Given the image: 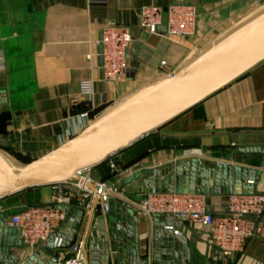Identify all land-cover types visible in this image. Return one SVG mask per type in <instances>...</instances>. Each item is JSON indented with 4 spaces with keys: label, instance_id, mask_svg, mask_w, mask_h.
Wrapping results in <instances>:
<instances>
[{
    "label": "crops",
    "instance_id": "1",
    "mask_svg": "<svg viewBox=\"0 0 264 264\" xmlns=\"http://www.w3.org/2000/svg\"><path fill=\"white\" fill-rule=\"evenodd\" d=\"M171 1L0 0V51L6 65L0 70V148L22 162L44 155L130 93L168 77L169 71L175 72L211 39L264 3L186 0L198 6L199 19L196 33L185 38H170L167 29L150 32L141 25L143 6L165 7ZM109 21L129 25L134 37L129 68L118 80L104 79L101 68L102 28ZM84 79H93L94 88L90 97L81 98ZM214 144L228 153L213 150ZM191 146L197 148L190 150ZM246 147H264V61L113 156L119 169H141L145 177L178 159L202 158L213 168L219 162L259 165L262 152L242 150ZM103 171L95 166L90 175L100 179ZM123 179L118 188L126 194L111 196L139 215L134 225L127 210L115 215L114 223L128 229L126 241L114 239L112 220L101 207L88 215L75 205L50 239L37 246H28L17 234L7 240L1 232L0 264L54 261L78 239L87 240L90 263L94 258L98 264H264V215L251 216L262 229L244 249L224 256L200 225L141 211L129 196L144 191L143 179L129 184ZM53 194L52 185H43L0 198V215L8 214L11 226L15 212L31 204H50ZM206 194L213 213L228 212V193ZM135 238L138 250L131 245ZM58 241L62 246H56ZM91 243L97 246L90 247ZM85 258L87 263L86 252Z\"/></svg>",
    "mask_w": 264,
    "mask_h": 264
},
{
    "label": "water",
    "instance_id": "2",
    "mask_svg": "<svg viewBox=\"0 0 264 264\" xmlns=\"http://www.w3.org/2000/svg\"><path fill=\"white\" fill-rule=\"evenodd\" d=\"M160 29L166 30L167 27L162 25L158 27ZM263 61L264 3L211 39L173 75L130 93L65 143L44 155L22 162L0 148V198L36 186L77 179L79 171L101 164L144 136L162 128ZM242 150L261 151L259 165L219 162L213 168L203 163L202 158L178 159L164 169L154 170L148 177L143 176L141 169H136L126 175L123 182L129 184L143 179L144 193L131 195L136 199L146 197L151 191L264 192V147H246ZM68 209L73 210L72 207ZM123 210L129 214L130 225H134V222L138 224L139 219L138 211L114 200L110 201V210L106 215L112 220L114 239L120 241H126L128 229L123 230L114 220L115 215L120 217ZM154 215L172 220L169 215ZM8 221V214L0 215V233H5L7 240L12 234L20 236L19 227L9 226ZM131 229L132 226L129 228L130 236ZM85 242L87 264H98L94 258L89 262V245L87 240ZM131 245L138 250L139 239L135 238ZM94 246L97 245L90 244V247ZM93 253L96 254V251ZM36 264H54V261L48 259L46 263Z\"/></svg>",
    "mask_w": 264,
    "mask_h": 264
},
{
    "label": "built area",
    "instance_id": "3",
    "mask_svg": "<svg viewBox=\"0 0 264 264\" xmlns=\"http://www.w3.org/2000/svg\"><path fill=\"white\" fill-rule=\"evenodd\" d=\"M140 18L141 25L150 32H157L159 26L166 25L168 37L185 38L196 33L199 9L196 4L186 0H172L165 7L157 4L143 6ZM133 38L132 29L127 24L109 21L103 26L100 42L104 79L118 80L126 74ZM166 64V60L161 62L162 67ZM5 66V56L0 51V70H4ZM173 73L169 71L167 76ZM93 88L94 80L84 79L81 98L90 97ZM111 167L114 172L123 174V178L135 171V168L127 167L121 172L114 161ZM88 170L79 171L77 179L70 182L53 184L54 194L50 204H31L11 216V225L19 227L26 244L34 246L48 241L66 220L69 207H82L88 215L99 207L105 213L109 212L113 189L93 178ZM89 181L92 185L88 184ZM134 202L145 214L169 215L172 219L186 220L207 229L212 242L224 256H233L242 251L248 239L262 229L261 224L251 216L264 215V192L228 193V212L219 214L209 209L207 194L198 191H151ZM85 245V239H78L67 252H60L54 257V264H85ZM56 246H62V241H58Z\"/></svg>",
    "mask_w": 264,
    "mask_h": 264
},
{
    "label": "rangeland",
    "instance_id": "4",
    "mask_svg": "<svg viewBox=\"0 0 264 264\" xmlns=\"http://www.w3.org/2000/svg\"><path fill=\"white\" fill-rule=\"evenodd\" d=\"M197 146V145H196ZM214 147H212V148H217V149H213V150H215V151H219V152H227L228 153V151H227V149H223V146L222 145H219V146H221V149L222 150H220V149H218V147H216L217 145H213ZM191 149L190 150H192V148H197V147H190ZM187 149V148H186ZM181 150H184L183 148H181V149H178V151H177V153H179V152H181ZM195 151V150H194ZM198 151V150H197ZM114 158H115V156H112L111 158H109L108 160H107V162L105 163L106 164V166H110V169H111V171H110V169L108 170L107 168H105V167H103V174L104 175H102L103 177H99L100 179H97V180H99V181H102V182H105V183H107L110 187H112V192H113V194L114 193H119V192H122V193H125L126 194V192H123V190L122 191H120L119 190V188H118V182H120L122 179H123V177H122V175H121V173H119V172H114L113 170H112V167H111V164H112V161H114ZM165 167H168V165H165V166H163V167H161V168H165ZM121 170H123V171H125V169H120V171ZM122 171V172H123ZM88 173H90V169L87 171ZM154 173V170L152 169V170H150V171H148V173H147V175H145V177H148L149 175H151V174H153ZM119 177V178H118ZM119 179V180H118ZM141 184V186H142V182L140 183ZM142 193H144V191L143 192H134L133 193V195L134 194H142ZM132 200H134V201H137L136 200V198H133V197H131V196H129ZM111 200H114L116 203H118L119 201H117V200H115V199H113L112 198V196H111ZM121 202H123L122 200H121ZM37 204V203H36Z\"/></svg>",
    "mask_w": 264,
    "mask_h": 264
},
{
    "label": "trees",
    "instance_id": "5",
    "mask_svg": "<svg viewBox=\"0 0 264 264\" xmlns=\"http://www.w3.org/2000/svg\"><path fill=\"white\" fill-rule=\"evenodd\" d=\"M106 162H107V160L104 161V162H102L101 164L97 165V167H99V168L102 169V167H105V166H106V164H105ZM105 168H107V169L109 170V169H110V166L108 165V166H106ZM110 171H111V169H110Z\"/></svg>",
    "mask_w": 264,
    "mask_h": 264
},
{
    "label": "bare ground",
    "instance_id": "6",
    "mask_svg": "<svg viewBox=\"0 0 264 264\" xmlns=\"http://www.w3.org/2000/svg\"><path fill=\"white\" fill-rule=\"evenodd\" d=\"M248 72H249V71H248ZM88 184H91V181H89ZM85 264H86V258H85Z\"/></svg>",
    "mask_w": 264,
    "mask_h": 264
}]
</instances>
